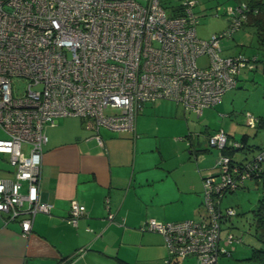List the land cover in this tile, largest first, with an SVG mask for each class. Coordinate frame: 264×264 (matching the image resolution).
Wrapping results in <instances>:
<instances>
[{"label":"built area","instance_id":"2783aa9c","mask_svg":"<svg viewBox=\"0 0 264 264\" xmlns=\"http://www.w3.org/2000/svg\"><path fill=\"white\" fill-rule=\"evenodd\" d=\"M197 1L179 0L174 13L160 0H0V126L6 134L0 153L8 155L14 173L0 178V212L7 213L6 221L18 219L26 235L35 213L50 211L51 204L40 198L42 155L45 129L58 117L84 119L103 145L99 129H132L142 102L171 99L200 114L236 85V74L254 66L255 57L220 54L222 38L241 26L247 4L230 5L228 27L202 39L195 26ZM202 55L208 64L198 63ZM19 79L26 83L21 91L15 86ZM107 108L115 110L106 113ZM247 124H255L250 113ZM208 141L221 148L226 133L219 129ZM262 160L264 148L247 162L241 178ZM215 165L217 174L203 179L200 220L149 218L142 225L163 234L165 264L190 254L199 264H216L219 254L228 252L221 225L236 210L222 203L241 183L233 177L229 156L219 153ZM85 210L72 200L68 222L76 225ZM107 217L113 219V213ZM225 238L240 241L230 234Z\"/></svg>","mask_w":264,"mask_h":264},{"label":"crops","instance_id":"0c3cea01","mask_svg":"<svg viewBox=\"0 0 264 264\" xmlns=\"http://www.w3.org/2000/svg\"><path fill=\"white\" fill-rule=\"evenodd\" d=\"M164 114L172 116L180 135L175 139L183 145L173 154L163 153L158 120ZM191 114L202 113L169 99L144 101L134 128L99 129L103 145L84 119L58 117L45 129L42 155L40 198L51 209L35 213L26 235L18 219L6 221L7 213L0 212V264H165L163 234L142 225L149 218L200 220L203 179L216 172L218 156L201 146V124ZM5 136L0 126V138ZM13 176L8 155L0 153V178ZM26 188L23 182L22 191ZM72 200L86 207L76 225L67 220ZM169 264L199 261L190 254Z\"/></svg>","mask_w":264,"mask_h":264},{"label":"rangeland","instance_id":"374dc122","mask_svg":"<svg viewBox=\"0 0 264 264\" xmlns=\"http://www.w3.org/2000/svg\"><path fill=\"white\" fill-rule=\"evenodd\" d=\"M145 3V0H141ZM167 12L170 2L177 0H161ZM236 2L233 0H198L194 7L198 15L196 23V33L198 37L207 39L211 34L220 32L227 27L228 20L226 10L230 5ZM167 6V7H166ZM221 55H229L242 51L246 57L252 58L253 55L258 56L255 68L251 70H243L240 73L236 87L226 90L221 100L215 105L203 110L199 117L194 114L190 115L191 119L201 124L202 141L201 146L205 147V151H212L218 156L216 146L208 144L205 134L209 129L222 128L227 132L235 135L236 139H240L243 134H248L249 143L252 150H237L236 157H250L258 149V146L264 144V126L256 125L251 127L247 124V112H250L255 118L264 119V49L249 25H242L235 30L229 37L221 40ZM206 57L198 58L199 64H204ZM25 81L19 79L15 82L18 91L25 87ZM171 106H176L169 103ZM177 107V106H176ZM178 109L180 107L178 106ZM115 109L107 108L106 113H110ZM158 123L161 126V139L163 144V153L173 154L181 146L182 141L175 138L180 136L177 128L172 121V116L162 115L159 117ZM260 196V188L256 187L253 180L246 181L244 187H240L235 191L225 194L223 198V207L233 206L237 210V214L230 219L223 221L221 225L222 244L227 248L229 253L220 254L218 264H254L247 259L250 254L251 246H259L252 235V209L257 206V200ZM227 234H233L235 237H241V241H226Z\"/></svg>","mask_w":264,"mask_h":264},{"label":"trees","instance_id":"16d2710c","mask_svg":"<svg viewBox=\"0 0 264 264\" xmlns=\"http://www.w3.org/2000/svg\"><path fill=\"white\" fill-rule=\"evenodd\" d=\"M233 1L236 2L235 4H239L241 2H245L247 4V9L245 11V18L242 19L241 26L242 25H249L251 27V29L253 30V32L255 33V35L258 39V42L261 45L260 48L264 49V0H233ZM160 2L162 4L161 0H160ZM178 2H179V0H177L175 2H170V4H168L167 6L170 7V10L172 12H174V13L179 12L180 5L178 4ZM197 3H198V1H197ZM162 6H164V5L162 4ZM227 20H228V18H227ZM197 22H198V20H197ZM196 23H195V26H196ZM228 25H229V20H228L227 27H228ZM216 33H219V32H216ZM224 38H222V39H224ZM222 49L223 48L221 45L220 54H221ZM237 53H243V52L239 51ZM237 53H234V54H237ZM229 55H232V54H229ZM202 56L206 57L205 55H202ZM223 56H225V55H223ZM253 57H255L253 62H256L259 59L257 55H253ZM204 64H208L207 57H206V62ZM254 68H255V63H254L253 67H251V68L245 67L241 70V72L243 70L247 71V70H251ZM240 73L236 74V76H235L236 85L238 83ZM236 85L234 87H236ZM169 100H171V99H169ZM148 101H154V100H148ZM177 104H179V103H177ZM215 104H213V105H215ZM213 105L204 107L202 109L201 113L203 112V110L205 108L211 107ZM137 111H136V113H137ZM247 113H250V112H247ZM257 124L260 126H264V119L255 118V124L251 127H256ZM219 129H222V128H218V129L210 132L207 135V140H208V137L212 133H214L215 131H217ZM224 132L226 133L227 141L223 144V146L221 148L218 147L220 150L219 153H223V154L230 157V165H229L230 170L233 173V177H235L241 183L238 188L244 187L246 184V181H248V180H253L254 183L256 184V187L260 188V196L257 200V206L251 210L252 211V221H251L252 232L251 233L254 236V238L256 239V241L259 243V246H251L250 254L247 256V259L254 262V264H264V160H262L261 162H259L257 164V166H258L257 168H255L253 171L249 172L244 178H241V176L243 174H245V171L247 170L246 169L247 162L252 160L253 158H256L259 150L264 148V145L258 146L257 151L255 153H253L249 158L243 157V158L239 159L236 157V151L237 150H241V149L242 150H252L253 149L252 146L250 145V143H247L248 134H243L240 139H234L232 137V135L231 134L229 135V133L226 130H224ZM208 144L211 145L209 143V141H208ZM214 167L216 168V172H213L210 174H217L218 166L215 165ZM234 168L236 170H234ZM238 188H236V189H238ZM236 189H234L232 191H235ZM235 210H236V208H235ZM235 214H237V210H236ZM235 214H233V215H235ZM232 216H230V217H232ZM230 217L226 218V220L230 219ZM230 235L235 237V235H233V234H230ZM237 238H240V241L242 240L241 237H237Z\"/></svg>","mask_w":264,"mask_h":264}]
</instances>
